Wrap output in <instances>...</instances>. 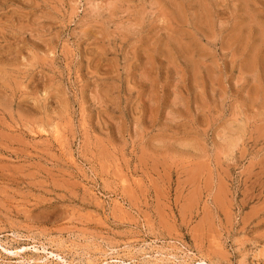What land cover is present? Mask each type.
Segmentation results:
<instances>
[{"label":"rangeland","instance_id":"obj_1","mask_svg":"<svg viewBox=\"0 0 264 264\" xmlns=\"http://www.w3.org/2000/svg\"><path fill=\"white\" fill-rule=\"evenodd\" d=\"M0 264H264V0H0Z\"/></svg>","mask_w":264,"mask_h":264},{"label":"bare ground","instance_id":"obj_2","mask_svg":"<svg viewBox=\"0 0 264 264\" xmlns=\"http://www.w3.org/2000/svg\"><path fill=\"white\" fill-rule=\"evenodd\" d=\"M107 262V261H106ZM106 262H104V263H106ZM103 263V262H102Z\"/></svg>","mask_w":264,"mask_h":264}]
</instances>
